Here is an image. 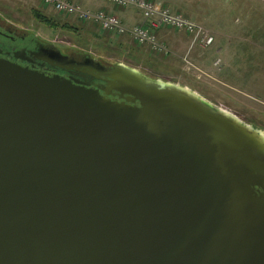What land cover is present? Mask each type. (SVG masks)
<instances>
[{
    "label": "water",
    "instance_id": "1",
    "mask_svg": "<svg viewBox=\"0 0 264 264\" xmlns=\"http://www.w3.org/2000/svg\"><path fill=\"white\" fill-rule=\"evenodd\" d=\"M1 54V53H0ZM0 57V264H264V132L55 45Z\"/></svg>",
    "mask_w": 264,
    "mask_h": 264
},
{
    "label": "rangeland",
    "instance_id": "2",
    "mask_svg": "<svg viewBox=\"0 0 264 264\" xmlns=\"http://www.w3.org/2000/svg\"><path fill=\"white\" fill-rule=\"evenodd\" d=\"M65 1L85 9L113 7L106 0ZM168 5L212 33L213 44L208 49L195 45L189 52V38L172 32L161 38L169 54L154 53L126 37L107 36L91 24L62 17L41 0H0V17L67 54L89 56L108 66L123 64L186 88L264 132V0H168ZM34 11L57 27L39 21Z\"/></svg>",
    "mask_w": 264,
    "mask_h": 264
},
{
    "label": "built area",
    "instance_id": "3",
    "mask_svg": "<svg viewBox=\"0 0 264 264\" xmlns=\"http://www.w3.org/2000/svg\"><path fill=\"white\" fill-rule=\"evenodd\" d=\"M45 7H50L54 12L67 17L75 16L82 23H92L109 35H129L138 46H147L153 52L168 54V50L160 44L156 32L160 29L181 31L192 37V44L201 48H208L213 43V38L207 31L192 23L180 13L172 12L165 4L157 0H106L114 7L139 11L143 18V24L127 28L112 14L104 11H88L80 6L65 0H41ZM220 65L217 60L214 63Z\"/></svg>",
    "mask_w": 264,
    "mask_h": 264
},
{
    "label": "flooded vegetation",
    "instance_id": "4",
    "mask_svg": "<svg viewBox=\"0 0 264 264\" xmlns=\"http://www.w3.org/2000/svg\"><path fill=\"white\" fill-rule=\"evenodd\" d=\"M44 46H46V48H49L51 44L39 41L33 34H28L21 30H18L11 23H9L7 19L0 17L1 58L15 63L19 66H22L24 68H29L30 70L44 74L46 76L59 75L66 79L72 77L82 83L87 84H92L95 82L89 77L74 72H65L35 60L31 56V52H36L40 47ZM61 52L62 54L67 55L69 57H73L76 60H82V57L79 58L75 55L67 54L63 50H61Z\"/></svg>",
    "mask_w": 264,
    "mask_h": 264
},
{
    "label": "crops",
    "instance_id": "5",
    "mask_svg": "<svg viewBox=\"0 0 264 264\" xmlns=\"http://www.w3.org/2000/svg\"><path fill=\"white\" fill-rule=\"evenodd\" d=\"M157 1H159V2H161V3H164L166 6H168L170 9H171V7L168 5V0H157ZM70 2V1H69ZM71 3H73V2H71ZM76 4V3H75ZM83 9H85V8H83ZM101 9H104V11L105 12H107V13H109V14H114V15H116V14H119V18H120V20L122 21V23L125 25V26H127L128 28H131V27H133V26H136V25H141L142 23H143V19H142V16H141V14L139 13V11H137V10H135V9H126V10H124V9H120V8H115V7H111V8H98V9H85V10H89V11H94V12H96V11H98V10H101ZM171 11H173L172 9H171ZM174 12V11H173ZM179 13V12H178ZM181 14V13H180ZM72 18H74V17H72ZM75 19V18H74ZM76 20V19H75ZM194 23V22H193ZM91 25H93V24H91ZM197 25V24H196ZM94 27H96L97 29H98V27L97 26H95V25H93ZM99 30V29H98ZM174 33V32H173ZM172 33V31H170V30H167V29H160V30H158L157 32H156V35H157V38H158V40L160 41V43H162L163 45H165L164 44V42L161 40V38L163 39V38H165L168 34H173ZM176 34H177V32H175ZM179 33V32H178ZM186 38H189V41H191L190 42V44H189V46H188V51L190 52L192 49H193V47L195 46V45H192V38H190V37H188L187 35H185V34H183ZM210 36H212V33H210ZM123 37H126V38H128V39H130L131 40V38L128 36V35H126V36H123ZM213 37V36H212ZM132 41V40H131ZM166 46V45H165ZM217 60H219V59H217ZM216 61V60H215Z\"/></svg>",
    "mask_w": 264,
    "mask_h": 264
},
{
    "label": "trees",
    "instance_id": "6",
    "mask_svg": "<svg viewBox=\"0 0 264 264\" xmlns=\"http://www.w3.org/2000/svg\"><path fill=\"white\" fill-rule=\"evenodd\" d=\"M34 14H35V17L37 19H39V21H41L45 25H47V26H49L51 28L57 27V24L55 22H53L50 18L45 17L44 15L39 13L38 11H34ZM62 27L68 29L69 31H71V28L68 25H63Z\"/></svg>",
    "mask_w": 264,
    "mask_h": 264
}]
</instances>
